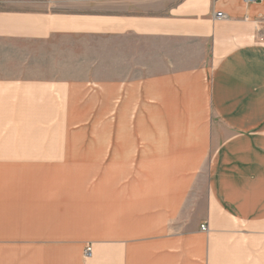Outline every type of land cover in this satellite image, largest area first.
Masks as SVG:
<instances>
[{
  "label": "crops",
  "instance_id": "crops-1",
  "mask_svg": "<svg viewBox=\"0 0 264 264\" xmlns=\"http://www.w3.org/2000/svg\"><path fill=\"white\" fill-rule=\"evenodd\" d=\"M158 1L0 0V264L264 247V0Z\"/></svg>",
  "mask_w": 264,
  "mask_h": 264
},
{
  "label": "rangeland",
  "instance_id": "rangeland-1",
  "mask_svg": "<svg viewBox=\"0 0 264 264\" xmlns=\"http://www.w3.org/2000/svg\"><path fill=\"white\" fill-rule=\"evenodd\" d=\"M176 2V0H159L157 3L160 4H168V3H174ZM149 11H159V10H163V9H147ZM43 53L37 54V49L36 50H31V49H27V48H17V47H3L0 46V64H4L3 67H1L0 65V69L2 68L3 70L7 71V70H14V66L15 64H19L22 62L23 59H29L30 62H37L38 60H40L42 56L47 57V50L41 49ZM72 52L73 57H75V55L77 54V52H79V50L88 52L89 49L88 48H71L69 49ZM67 51V50H66ZM62 53H64V50L60 49L59 54H56V60L55 63H62L63 62V56ZM55 59V57H50V62ZM7 64V65H6ZM75 72H73L74 74ZM207 227V225H206ZM263 241H264V234H263ZM261 254H263L262 258H263V264H264V247L258 248V249H251L249 248V254L247 257V264H249L248 262L251 261L252 257H258V261L261 258Z\"/></svg>",
  "mask_w": 264,
  "mask_h": 264
},
{
  "label": "built area",
  "instance_id": "built-area-1",
  "mask_svg": "<svg viewBox=\"0 0 264 264\" xmlns=\"http://www.w3.org/2000/svg\"><path fill=\"white\" fill-rule=\"evenodd\" d=\"M216 17H218V18H222V17H223V13H222V12H217V13H216ZM202 228H203V229H206V225H202ZM91 251H92L91 246H88V247H87V254H90Z\"/></svg>",
  "mask_w": 264,
  "mask_h": 264
}]
</instances>
